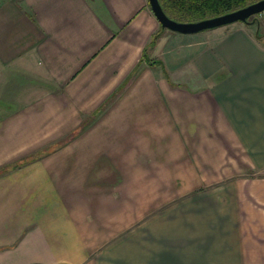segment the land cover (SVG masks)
<instances>
[{
  "label": "crops",
  "instance_id": "0c3cea01",
  "mask_svg": "<svg viewBox=\"0 0 264 264\" xmlns=\"http://www.w3.org/2000/svg\"><path fill=\"white\" fill-rule=\"evenodd\" d=\"M158 26L0 0V264H264V41Z\"/></svg>",
  "mask_w": 264,
  "mask_h": 264
},
{
  "label": "trees",
  "instance_id": "16d2710c",
  "mask_svg": "<svg viewBox=\"0 0 264 264\" xmlns=\"http://www.w3.org/2000/svg\"><path fill=\"white\" fill-rule=\"evenodd\" d=\"M253 1L255 0H158L164 13L177 21H191L210 17L234 10ZM247 20L246 23L251 22L256 24L257 19L254 15H251L247 17ZM159 28L164 29V27L159 25L158 30L151 35L149 43L155 40L156 35L160 32ZM254 36L256 39L263 41L256 28ZM6 168L7 166H4L0 169Z\"/></svg>",
  "mask_w": 264,
  "mask_h": 264
},
{
  "label": "water",
  "instance_id": "95a60500",
  "mask_svg": "<svg viewBox=\"0 0 264 264\" xmlns=\"http://www.w3.org/2000/svg\"><path fill=\"white\" fill-rule=\"evenodd\" d=\"M148 6L161 27L181 33H191L240 20L246 23L247 17L264 9V0H255L239 8L221 14L191 21H177L168 17L158 0H147ZM251 23V22H250Z\"/></svg>",
  "mask_w": 264,
  "mask_h": 264
},
{
  "label": "rangeland",
  "instance_id": "374dc122",
  "mask_svg": "<svg viewBox=\"0 0 264 264\" xmlns=\"http://www.w3.org/2000/svg\"><path fill=\"white\" fill-rule=\"evenodd\" d=\"M255 17H256L257 20H256V24L253 23L254 26H255L254 28H256V30L260 33V35H261L260 37H262V39L264 41V12H262L261 14L255 15ZM159 29H160L159 30L160 32L163 30L161 28H159ZM160 32H158V34L156 35V37L159 35ZM186 35H193V33L186 34Z\"/></svg>",
  "mask_w": 264,
  "mask_h": 264
},
{
  "label": "built area",
  "instance_id": "2783aa9c",
  "mask_svg": "<svg viewBox=\"0 0 264 264\" xmlns=\"http://www.w3.org/2000/svg\"><path fill=\"white\" fill-rule=\"evenodd\" d=\"M262 12H264V9H262V10H260L259 12L255 13L254 16H255V15H258V14H261Z\"/></svg>",
  "mask_w": 264,
  "mask_h": 264
}]
</instances>
